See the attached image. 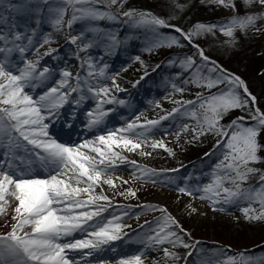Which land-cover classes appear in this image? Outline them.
Returning <instances> with one entry per match:
<instances>
[{
	"label": "snow or ice",
	"instance_id": "obj_1",
	"mask_svg": "<svg viewBox=\"0 0 264 264\" xmlns=\"http://www.w3.org/2000/svg\"><path fill=\"white\" fill-rule=\"evenodd\" d=\"M122 2L123 0H108V5L119 6ZM210 2L230 10L236 8L229 0H210ZM243 2L249 7L258 6L261 12H253L244 17H233L226 25L219 26L221 33L229 38H234L236 29L244 31L254 27L257 21H264V0H243ZM41 3L48 4V0H38V2L37 0H0V215L6 212V205L9 204L10 199L16 202L11 217L15 223L12 224L10 232L0 235V264H78L68 254L69 251L85 248L100 249L101 245L120 239L124 225L115 221L121 220L122 217L112 216L109 219L103 216L108 210L104 203L112 204V198L103 194V185L116 187L112 178L116 168L115 162L117 160L128 162L139 169L144 176L150 177L154 173L147 168L140 169L136 161H129L122 153L139 150V155L150 156L151 152L143 150L150 147L153 150L163 148L169 154H173L162 141L149 143L151 139L149 133L159 123L157 120H148L143 124L129 122L126 127L109 130L94 139L73 145L59 142L49 132V128L60 118L58 109L63 107L67 98L73 93H82L85 85L87 91L93 93L98 100L96 115L93 116L92 112L88 113L89 117H92L88 123L89 128L102 123V118L106 114L102 104L113 103L115 98L109 96L111 91L109 88L93 85L86 79L82 82L79 74L73 77V73L68 70L62 71L63 79L59 80L58 86H50L36 96L32 94V90L40 87L50 78L51 72L47 66H40L38 58L30 60L28 57L33 53L51 56L54 49L39 53V48L52 43V40L50 37H45L43 43L34 44L35 29L24 26L23 30H20L21 26L15 19L8 25L9 17L5 16L4 12L34 13L38 16L41 12L39 7ZM100 3L102 0H61V6L56 8L48 4L49 11L53 13V26L60 30L63 25L70 28L78 19H98L105 16L115 20L117 17L111 12H102L93 7ZM33 4L37 6L29 7ZM68 7L72 8V14L65 21L64 16ZM176 7L182 10L183 5L177 3ZM123 15L138 16V22L149 26L155 34L156 39L150 44L148 51L165 46H181L180 40L176 38H171L165 44L159 39L157 28L173 27L175 32L180 33L181 39L191 44L193 36L211 32L217 27L197 24L192 32L186 33L150 13L126 11ZM35 23L39 25L40 20L36 19ZM4 25H8L7 29L3 27ZM69 39L71 43L76 44V37ZM90 46L85 44L80 50L87 51ZM192 46L197 49L205 66L212 65L208 71L219 72L221 75L215 79L204 76L200 70L201 66L197 65L193 57H185L181 63L182 67L185 69L196 67L191 83L198 88L207 89L209 94L204 96L198 93L195 101H173L180 107L174 108L161 119L175 117L177 114L181 117L188 116L196 122V127L190 128L188 124H184L182 129L184 132L191 131L194 139L208 134L215 135L219 137L216 148L224 150L211 173L210 184L202 188L179 187L177 190L196 199L210 200L213 206L246 203L247 207L241 209L245 219L264 221V171L252 166L264 162L258 155L264 150V143L258 140L260 133L264 132V113L257 108L250 109L249 115L251 120L255 121L254 125L249 124L244 116L237 117L227 128L220 125V120L229 111L243 109L249 104L254 105L256 99L251 97L247 86L239 77L224 75L223 69L210 61L199 45ZM88 67L92 69L93 65L89 63ZM94 75L93 71L88 72L89 77ZM99 75H104L103 68L99 70ZM223 83L229 86L219 93L211 92L213 88ZM113 85L119 88L115 80ZM173 88L177 92H184L183 88H176L175 85ZM240 88L243 89V93L237 91ZM103 97L108 98L103 99ZM84 98L81 94L79 100L75 102L79 103ZM115 102L124 104L123 100ZM189 105L191 108L187 107ZM62 126L71 128L73 125L65 119ZM36 168L46 171L47 177L30 175ZM257 174L259 179L256 186L242 187ZM136 178L141 177L137 175ZM97 189L100 191L97 192ZM198 193L203 194L197 195ZM119 194L135 196V192L130 189ZM150 210L160 211L164 215L157 220L158 228L153 230L154 235L145 238L147 247L168 244L173 248L180 246L196 251L195 244H189L183 239L180 234L184 233L183 228L170 214H167L166 209ZM191 211L195 212L196 209L191 208ZM213 211H224V209L213 207ZM123 215H127V212ZM77 232L85 233L88 238L65 239ZM184 235L188 234L184 233ZM157 250L163 251L165 260L180 259L167 247ZM193 251H189L186 255L192 256ZM260 259L264 261V257ZM240 260L242 264H253L252 258L245 257L244 254H240ZM119 264H143L142 253L121 259ZM185 264L191 262L185 258ZM199 264H210V262L206 258H200ZM227 264H237V261L231 258Z\"/></svg>",
	"mask_w": 264,
	"mask_h": 264
},
{
	"label": "rangeland",
	"instance_id": "obj_2",
	"mask_svg": "<svg viewBox=\"0 0 264 264\" xmlns=\"http://www.w3.org/2000/svg\"><path fill=\"white\" fill-rule=\"evenodd\" d=\"M104 1L106 2V0H102V3L95 4L93 7L98 8L102 12H111L117 18H122L126 22L134 21V24H137L136 26L141 25L138 22L139 17H126L123 15L124 12L134 11L136 13H150L152 16L164 19L167 24L180 28L186 33L192 32L197 24L204 23V25H216L217 27L211 32H203L198 36H193L191 44H189L187 40L182 39L183 42L180 43L181 46L173 45L172 47L165 46L152 49L150 53L155 56V60L158 62L162 59L159 63L155 61L156 67L155 71H153L154 73L152 74H155L153 79L155 78L158 80L159 76H162V72L165 73V71L168 70L177 73L195 72V66L189 69H185L181 66L182 61L187 56H192L197 65L201 66L200 70L202 73L207 71L208 75L213 79L221 75L219 72L211 73L208 71V69L212 66L211 64H207L206 66L202 64L203 62L198 55L197 49L192 46L193 44L199 45V48L203 50L204 55L207 56L210 61L214 62L221 69H223L224 75L239 77L240 80H242L247 86L251 97H255L256 99L254 105L249 104L248 107L243 109L229 111L223 119L220 120V125L227 128L233 120L240 116L246 117L248 123L254 125L255 121H252L249 115L250 109L257 108L260 112L264 113L263 103L259 99L263 97L264 94V21H257V24L254 27H249L244 31L236 29L234 31V38H229L223 35L219 30V26L226 25L233 17H244L245 15L253 12H261L258 6L249 7L243 2V0H229L230 3L235 4V10L221 7L217 4L211 3L210 0H123L121 5L113 6L116 8L111 9ZM177 3L183 5L182 10L176 7ZM108 8L109 10H106ZM12 13V20L15 19V21L18 17L24 15L14 12ZM67 14L68 13L64 16L65 21L68 20ZM41 15H43V23H39V25L35 23V20L27 24H23L22 21L20 22L19 20L16 21V23L21 26L20 30H23L24 26L35 29L36 36L33 38L34 44L37 42L43 43L45 37H50L52 40V43L45 44L43 47L39 48V53L54 49L55 51L52 52L51 56H40L37 53H33L28 57L30 60L38 58L40 66H47L51 72L50 78L38 87L42 90L39 93H42L43 90L45 91L50 86H58L59 80L63 79L61 75L63 70L72 72L73 77L79 74L82 82L86 79L93 85H103L111 90L109 96L114 97L115 101H124V104H120L115 101L113 103H106L110 107L115 104V108H117L116 110L118 111H120L122 107H130L126 110L129 111L130 117L122 121L119 126L113 128L112 130H118L122 127H126L129 122L143 124L148 120H157L159 123L153 127L149 133L150 137L152 136L149 143L162 141L164 145H166V147L173 153L169 154V152L165 151L163 148H156L153 150L150 147L143 149L144 151L151 152L150 156L139 155V150L137 152L125 151L122 154L125 155L129 161H136L140 169L147 168L150 172L154 173V175L150 177L144 176L139 169L127 163L123 165V167L119 165L112 173V178L116 183L115 188L103 185V194L111 198H121L120 200L124 202H133V196H121L119 194L130 189L135 192L136 197L141 195V201L148 200L142 201V204L150 202L148 205H139L140 203H135L137 208H129L128 205L126 207H117L113 206V203L109 206V208L107 207L108 210L105 213L106 217H122L121 220L115 221V223H123L127 227L133 225L132 227L143 226L145 228V231L142 232L138 241L133 243L134 246L132 250L126 254V258L142 253L143 264H154V262H158V264H178L180 259L165 260L163 258V251L157 249L167 247L170 252L175 253L177 256L180 252L183 254L188 250V248L180 246L173 248L168 244L154 245L153 247L146 246L145 238L149 235H154L153 230L158 228L157 220L164 215L160 211L150 210L154 208L166 209L167 214H170L179 223V225L186 228H183V230L184 233H187L188 235H184V233L180 234L189 244L196 245V242H200L196 241L194 238H207V235H205L203 231L201 232L202 229L208 232L207 234H224L225 238L229 240L235 238L237 241H240L241 245L245 242L251 243L257 238L259 241H263L264 221L246 220L241 211L242 208L247 207L246 203L216 204L213 206L210 200L196 199L177 190L179 187L185 186L189 188H202L212 182L211 173L213 171H207L203 174V176L194 175L188 177V173L190 171L187 172L186 175H181L184 167L180 164L184 162V154L189 153L194 156L201 154L205 149L203 147L208 148L212 145L216 146L219 137L208 134L200 136L199 139H194L191 131L184 132L182 130L184 124H188L190 128L196 127V122L188 116L181 117L177 114L175 117L169 116L167 119L161 118L167 116L168 113H171L174 108L180 107V105L173 103V101H186L187 96L190 93L192 99L197 100L198 93L207 96L209 94L208 90L198 88L195 84L191 83L192 78L188 80L189 83H185V85L189 87H187V89L185 88L183 93L177 92L173 87H170V84L167 81L162 82V84L156 89L148 88V86H146L145 83L138 78L140 77L139 74L142 73L145 68V65L141 61L137 59H129L127 57H116L111 54L108 56L104 52L103 48L94 49L96 46L93 43H87V32L94 35L93 39L99 38L101 40H111L115 43V45L117 37L118 39L123 37L131 38L130 33L133 31V26L131 27L126 24H121L118 19H109L107 16L98 19H78L73 23V25H75L73 33L79 44L82 47H84L85 44L91 45L87 48V51H84V60L79 63V65H81L80 67L76 64L77 61L73 60L74 58L67 50L68 48L66 46L63 48L59 47V43L55 41L58 38V34L57 29L52 23L53 13L50 12L48 8L45 11L41 10L40 16ZM49 28H51V30ZM163 29L166 33H164L165 36H163L161 40L167 44L173 37L171 35H166L167 33L173 32L174 28L164 27ZM133 38L135 39L134 42L136 44H141V42L149 39L148 36L141 33L135 34ZM152 42L153 41L150 40V42H144L143 45L149 48ZM68 43L71 44L70 41ZM257 51H260L259 53H261V56L258 57L259 53H257ZM61 53L67 54V57L65 56V58H59L58 55ZM163 56L164 58H160ZM169 61H172V63H169ZM89 63L93 65L92 69H89ZM228 67L233 68L232 72ZM101 68L104 69L103 76L99 75V70ZM247 69H249V72H247ZM13 70L15 71V69ZM90 70L95 73L92 77L88 76V72ZM52 75H59L57 82L53 80ZM258 76L263 77V79L259 80ZM113 80H115V84L119 86L118 89L113 85ZM254 81L257 82L253 83ZM248 83L250 84L251 89L254 90L255 94L250 92ZM258 85L262 88L261 90L255 89ZM228 86L229 85L227 83L220 84L219 86L213 88L211 92L219 93ZM120 90H124V94H120ZM150 91L152 92V95H150ZM237 91L243 93L242 88L237 89ZM81 94L84 95V100H86L87 103L84 108H88V110L92 109L90 112H92L95 116L98 104L97 98L94 97L93 93L87 91L86 85L83 87L82 93H73L71 96L79 99ZM107 98L108 97H103V99ZM248 99H250V97H248ZM135 101L150 105L148 108L149 112L146 113L147 109L137 108L134 103ZM104 104L105 103L102 104V108ZM187 107L191 108L190 105ZM88 113L89 112H86L87 115ZM136 131H140V129H136ZM261 136H264V132L258 136L259 141ZM115 150L120 151V149ZM223 150L224 149H222L221 152ZM258 155L262 158V160H264V150H261ZM215 158L217 164L221 158V153L217 154ZM116 162L119 163L125 161L117 160ZM215 166L213 169H215ZM252 166L264 171V162L254 164ZM137 175L141 178H136ZM177 176H181V178L174 179V177ZM258 177L259 174L251 177L246 184L242 185V187L247 188L256 186L258 179H254ZM172 180H174L175 183H172ZM121 181H126L127 183H122ZM178 181L180 183L179 187H177ZM174 188L176 190H173ZM99 191L100 189H97V192ZM200 194L203 193H198L197 195ZM15 205L16 202L10 199L9 204L6 205V212L0 215V234L11 231V226L15 223V221L11 219L14 214L13 208ZM253 206L257 208L259 207L258 205ZM213 207L217 209L223 207L224 211H213ZM191 208H195L196 211H191ZM125 212H127V216L123 215ZM146 221L148 223H146ZM80 238L87 239L88 237L85 233L77 232L74 233L72 237H67L65 239ZM207 243L212 244V239L209 238ZM78 250L69 251L68 254L70 255ZM87 250L92 254L96 249ZM82 254L84 255L83 258L87 259L89 262L82 263L79 255L72 256L78 264H119V261L124 257L122 255V257L119 256L120 258L117 257L115 260H109L102 257L100 261L99 258H87L89 254H86L85 252ZM240 254H243V252H239L237 254L238 257H240ZM235 260L237 261V258H235ZM260 261L264 264V261L261 259ZM237 264H242V261L238 260Z\"/></svg>",
	"mask_w": 264,
	"mask_h": 264
},
{
	"label": "trees",
	"instance_id": "obj_3",
	"mask_svg": "<svg viewBox=\"0 0 264 264\" xmlns=\"http://www.w3.org/2000/svg\"><path fill=\"white\" fill-rule=\"evenodd\" d=\"M37 2H38V0H37ZM105 3L108 5V0H106ZM48 4H51V5L53 4V6L54 5L61 6V0H48ZM48 4H42L41 3L39 6L43 7V9H45L48 6ZM30 6L31 7L32 6H35V4L30 5ZM114 8H116V7L111 6V9H114ZM69 10H72V8L71 7H68V11ZM111 11L114 12L113 10H111ZM69 13H70V11H69ZM4 15H8V13L5 11L4 12ZM32 17H34V16L32 15ZM116 19H118L121 22V24H126L127 26H131V27L133 26V31L132 32L134 34H140L141 33V34H144V35L148 36L149 39L145 40L144 42H150V40H152V41L154 40L153 38L155 37V34L150 30L149 26L142 25V24L140 26H136L137 24L136 23L134 24V21L133 22H130V21H127L126 22L122 18H116ZM132 24H134V25H132ZM73 30H74L73 28L70 29V32H73ZM162 30H163L162 28H157L156 29V32L159 34V32H161ZM172 34L174 36H176V38L178 40H180V42H183L179 34H177L176 32H173ZM128 40H129V42H128V48H131L133 46H137L139 49L142 48L141 46H138L131 38H129ZM75 45L77 46V43ZM259 52L260 51H257V53H259ZM259 56H261V53H259L258 57ZM145 57L148 60L145 59L144 62H143V64L146 65L147 71H150V70L154 69L156 67V62H157L155 60V57L154 56L153 57L145 56ZM160 58H164V56L163 57H160ZM161 60L158 61L157 63L161 62ZM228 68L232 72V69L233 68H230V67H228ZM247 72H249V69H247ZM204 73H207V71H204ZM162 74H163V72H162ZM173 74H174L173 71L172 72L171 71H167V76L168 77L171 76V75H173ZM260 75H262V74H260ZM258 79L261 80V79H263V77H259ZM180 80H181V78H180ZM256 82L257 81H254L253 83H256ZM255 89L256 90H259V89L261 90L262 88H260L259 85H258ZM249 90H250V92L252 94H255L254 90L251 89L250 84H249ZM259 99H260V101H262L263 107H264V94H263V97H261ZM260 142L261 143H264V136H261ZM184 155H185V157L183 158L184 159L183 161L189 162V161H191L193 159H199V157L202 156V153L200 155L198 154L196 156L191 155L189 153L188 154H184ZM140 196L139 197L138 196L135 197V199H140ZM184 229H186V228H184ZM202 231L205 233V235H207V238H198V239H205L206 241H208L209 238L212 239V241L214 242L213 243L214 245H211V247L212 248H218V249H220V250H222L224 252H229V254L231 255L230 258H237V255L236 254L238 252H240V251H244L243 253H245L246 255H249L250 254V255H255L256 256L258 253L264 254V239H263V241H259V239L257 238L255 241H253L251 243L250 242H245L244 244L241 245L240 241H237L235 238H233L231 240L226 239L224 234H216V233H209V234H207L208 232H206L204 229H202L201 232ZM211 234H213V235H211ZM243 245H245V246H243ZM216 254H218V253L216 252ZM194 257H193V259H194Z\"/></svg>",
	"mask_w": 264,
	"mask_h": 264
}]
</instances>
